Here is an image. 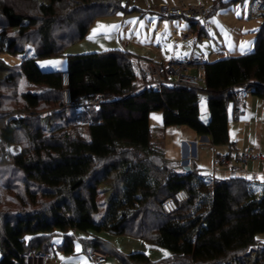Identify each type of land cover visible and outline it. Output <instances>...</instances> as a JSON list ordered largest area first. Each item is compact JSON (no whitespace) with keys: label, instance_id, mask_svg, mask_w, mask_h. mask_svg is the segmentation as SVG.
<instances>
[{"label":"trees","instance_id":"16d2710c","mask_svg":"<svg viewBox=\"0 0 264 264\" xmlns=\"http://www.w3.org/2000/svg\"><path fill=\"white\" fill-rule=\"evenodd\" d=\"M15 1L33 3L34 10H18ZM121 8V0H0V53L21 54L31 43L36 55L0 77V150L22 147L11 162L2 158L0 164L13 163L26 176L24 194L16 184L21 212L3 214L0 208V264H27L33 251L51 254L54 235L64 236L57 249L70 255L77 232L102 231L139 238L172 254L153 262L141 252L115 253L97 238L81 240L89 253L110 251L122 264H264L257 242L264 235V188L257 193L249 179L236 176L206 182L194 171L178 174L153 146L149 122L152 112H162L165 127L188 126L217 144L227 141V107L238 100L232 88L253 81L264 98V14L252 52L206 64V90L135 92L147 80L140 59L119 51L69 55L73 98L104 95L108 101L84 120L89 140L69 134V121L47 133L49 118L42 109L56 106L54 117L68 116L62 72L43 71L38 61L64 56L96 20ZM21 79L47 90L20 93L16 111L25 114L15 117L6 102L18 96L6 91L18 88ZM205 110L212 116L208 126L200 121ZM103 186L111 198L97 221ZM182 189L189 200L166 216L162 202Z\"/></svg>","mask_w":264,"mask_h":264},{"label":"crops","instance_id":"0c3cea01","mask_svg":"<svg viewBox=\"0 0 264 264\" xmlns=\"http://www.w3.org/2000/svg\"><path fill=\"white\" fill-rule=\"evenodd\" d=\"M230 1H239V0H230ZM261 1H262L261 7L254 8L255 12H251L249 19L262 17V15L264 14V0ZM211 2L217 4L216 0L215 1L213 0ZM194 3L197 2L193 0L191 1L189 0H121L122 8L111 16L115 15L116 17L118 16V12L121 11L147 13L148 15L151 14L149 16V19L153 20L154 23H157L156 30H161L163 32V35L165 36H172V35L177 36L181 32L194 34L196 30V24L193 21L183 17L164 18L161 17L156 12L158 6L161 4L180 7L183 5L194 4ZM226 3H229V1H227ZM131 6H133L132 11H130ZM213 12H214V8L213 10H211V13L208 17H210ZM152 15H155V17L157 16V18H155ZM111 16L102 17L93 23V25L90 28V31L92 29L93 30L97 29L98 25H104L108 27L99 30L95 35V37L93 38L95 39V41H97V46L99 48L87 46L86 47L87 51L84 52H89V53H84V54L114 52V51H119L120 53H128L140 59L143 65V69H146L150 63L164 64L169 60H186L190 58L193 54L204 56L208 64L221 60L218 59V56H223L225 58H228L230 56H233V54L236 53L239 54L242 51H247V50L250 51L252 50V48L254 50L255 41H256L255 36L257 35L258 32V31L256 32L255 29L256 26H258L259 24L256 21L247 22V24L243 21L240 22L242 26L239 30L237 29L238 25H229V27L224 25V27L229 29L228 32H230V34L225 35V37L226 39L230 40L233 45L229 47H223L218 44V40L216 39L214 41L217 43L219 47L216 50L212 52L209 51L208 54L206 53L197 54L196 50L192 49V51L189 54L185 55V53H183L182 57L177 59L174 57L175 56L174 54L169 55L167 53H163V51L160 48L155 51L153 46L149 44L150 41H141L142 37L137 35L136 33H132V34L126 33L123 29L126 20L124 21V23L121 24L123 26L117 25L118 24L117 21L120 20L121 16H118L116 18ZM108 17H111V19ZM220 21L222 20L212 18V22L211 23L208 22L210 28L213 29V27L215 26L216 29L217 24H219ZM230 28H236V29H230ZM119 29H121L122 31L121 33H119L120 32L119 31L117 34L118 37H116L115 32H117V30ZM209 30L204 34H202L201 37L209 36ZM251 32H256L255 33L256 35L254 34L255 35L254 36L253 33ZM155 34L157 36L158 32H155ZM111 36H114V38ZM201 37L197 43L195 42L194 38H190L188 39V41L190 43H192L191 41L194 42L193 43V48H194V46H197L199 42L201 43ZM242 37L243 38L248 37L249 39L244 42ZM240 38H242V43L241 45H237L235 41L240 40ZM99 40H100V44L98 43ZM94 50H100L101 52H95ZM21 54L23 57L21 59V62L23 60L34 58L36 56L35 51L30 49L26 50L24 53ZM74 54L77 53L74 52ZM20 64L14 67H17ZM14 67L6 68L5 70L7 74L11 73ZM40 67L45 68V70L48 72L56 71V69H53L48 64L40 65ZM67 67L68 65H66L65 68L61 70V72L67 71ZM194 69L199 72L198 74H194V75H200V76L202 75L204 77V73H202L200 70L196 68ZM21 80H23L21 83L22 88H25V91L21 93H26V92L38 93V92H33L31 90L32 87L38 88V86L30 85L24 79ZM142 89H143L142 87H138L136 88L135 92H139ZM234 93L238 96L237 98L238 100L236 103L231 102L227 107V118H228L227 141L217 144L214 142L211 135L200 134L188 126L165 127L162 112H152L149 116L150 128H152V123H153L156 124L154 126L156 129H158V133H156L155 135L153 134L154 129L152 128L151 130L152 143L155 148L160 150V152L163 154L168 164L178 174L184 175L186 173H189L186 172L183 167L190 166L192 168L191 172L194 171L198 173L206 182L223 180L230 178L232 176H236L238 178H244V179H249V177H251V179L249 180L251 181L252 189L258 193L264 188V180L261 179L262 177H264V160H251L237 170H232L227 166L214 165V159L217 155H228L231 158L234 152L241 151L246 148H252L253 150H255V152L260 153L264 156V98L258 96L255 92H246V93L234 92ZM91 109L99 110L100 108H90L85 111H77L73 108H69L67 109V111L70 110L73 112H67V116L68 113H71V115L68 116L67 121H69V123L73 121L71 124L74 123L77 125L82 124V126L88 127V123L86 121H88L87 118L89 117ZM158 113H161V116H158L159 115ZM211 120H212V116L208 111L205 110L203 113L200 114V121L202 122L203 125L208 126L211 123ZM61 121L63 122L65 120L62 119ZM10 147L17 148L18 146H10ZM207 156L210 157V159H212V163H209V166H212L211 170L208 169L206 164L204 165V159ZM232 163L234 164L235 162ZM259 185L261 186V188H259ZM257 242H258V246L264 248V235H258ZM98 251L105 254L106 257L108 256L104 251L102 250H98ZM146 255L150 258L149 254ZM171 255L172 254L169 252L167 255L168 257L166 258H170ZM166 258H162V259H166ZM107 263L108 261H106L105 264Z\"/></svg>","mask_w":264,"mask_h":264},{"label":"rangeland","instance_id":"374dc122","mask_svg":"<svg viewBox=\"0 0 264 264\" xmlns=\"http://www.w3.org/2000/svg\"><path fill=\"white\" fill-rule=\"evenodd\" d=\"M41 1H46V0H39ZM191 1V0H189ZM196 1L197 3L194 4H188V5H183V6H201L206 9L213 10L214 12L210 17L207 18V23L212 22V18L215 19H221L222 21L217 24V28L215 29V26L210 28L209 30V36H204L201 37V43L199 42L198 45L196 46L195 50L197 54L201 53H206L208 54L209 51H214L218 47L217 43L214 40H218V44L223 46V47H229L233 45L230 40L226 39L225 33L228 35L230 32H228V28L224 27L226 25L229 27V25H238V30L241 28L240 22H254L256 21L258 26H256L255 31L257 32L259 27L262 25L263 19L262 17L254 18V19H249V16L251 12H255L254 8H260L262 5L261 0H239V1H230V0H216L217 4H214L213 0H193ZM215 1V0H214ZM227 2L225 4H220L221 2ZM13 4L17 7L18 10L21 11H26L30 12L34 10V5L33 3H24V2H13ZM180 6V7H183ZM159 7V6H158ZM158 9V8H157ZM133 10V6H131L130 11ZM157 12V10H156ZM158 13V12H157ZM239 13V15H237ZM151 15V14H150ZM147 13H138V12H118V16L120 17V20L117 21V25H121L124 23V31L128 34L136 33L137 35L141 36L142 39L141 41H150V45L153 46V48L158 50L159 48L163 51V53H167L169 55L174 54L175 58L179 59L182 57L183 53L185 55L189 54L192 49H193V41L190 43L188 41V38H185V35L187 34H192V33H186V32H181L177 36L172 35V36H165L163 35V32L161 30H156L157 29V23H154L153 20L149 19V16ZM116 16V17H118ZM155 17V15H152ZM111 17H115L111 16ZM111 17H108L111 19ZM157 18V16L155 17ZM208 23V24H209ZM123 26V25H121ZM234 27V26H233ZM230 29H236V28H230ZM120 31V32H119ZM121 29L117 30L116 37L118 32L121 33ZM197 28L195 30V33L192 34L196 37V35L199 33V30L197 31ZM155 32H158V35L156 36ZM256 32H251L253 35ZM93 34V29L88 33V35L80 40V42H77L76 44H73L69 46L64 53V56L54 58V59H47V60H39L38 64L44 65L48 64L46 62L49 61H59L61 63L53 66L50 65L53 69H56V71H61L65 68L67 65V57L69 55H79V54H84V53H89V52H84L87 51L86 47L91 46V47H96L97 46V41L95 39H89L90 36ZM204 34V32L202 33ZM201 34V35H202ZM256 35V34H255ZM254 35V36H255ZM131 36V35H130ZM257 36V35H256ZM255 36V37H256ZM114 38V36H111ZM132 37V36H131ZM244 37V35H243ZM242 37V38H243ZM242 38L240 40L235 41L237 45H241L242 43ZM190 39V38H189ZM249 38H243V41L245 42ZM232 40V39H231ZM188 41V42H187ZM243 42V43H244ZM100 44V40L98 41ZM254 47V46H253ZM234 48V47H233ZM33 50L35 51V46L32 45L31 43H26L25 44V51L26 50ZM24 51V52H25ZM95 52H101L100 50H94ZM252 50H247V51H242L239 54H233V56L230 57H240L242 55L248 54ZM77 53V54H74ZM235 53V52H234ZM21 57V58H20ZM22 54H17V55H10L8 53H0V70L2 73H0V77L8 75L6 71H3V69L14 67L18 64L21 63L22 59ZM225 58L223 56H218V59ZM152 63H150L148 66H150ZM147 66V68H148ZM43 67V66H42ZM45 67V66H44ZM19 67H14L12 70H17ZM41 68V67H40ZM147 68L145 69V72L147 71ZM43 71L45 68H41ZM46 71V70H45ZM190 74H198L199 72L195 69H191L188 71ZM22 81L19 80V84H17L18 88H11L8 91H6L7 94H15L18 96V99H12L10 101H7L8 103V109L10 112H13V115L15 116L16 114L22 115L25 113H20L22 102L20 99L19 94L21 92L25 91V88H22ZM6 89V88H5ZM4 89V90H5ZM31 90L33 92H38L42 93L45 90H47L44 87H32ZM4 92V91H3ZM203 92V91H202ZM5 94V92H4ZM13 94V96H14ZM14 96V97H17ZM10 108V109H9ZM59 111V108H56V106L49 107L48 109H42L41 113L42 116L46 117L48 116V125L47 128L49 129L51 126L56 125V124H64L66 125V121H61V119H57L55 113ZM67 112H73V111H67ZM158 116H161V113H158ZM71 113H68V116H70ZM53 117V118H52ZM56 118V119H55ZM47 121V120H46ZM73 122V121H71ZM71 124V123H70ZM75 124V123H74ZM72 124L71 128H69V134L75 135L78 137H81L85 140H89V130L88 127H84L81 125L77 124ZM156 124L152 123V128L153 134L155 135L158 133V129L155 128ZM151 128V130H152ZM50 129L47 131L49 133ZM49 135V134H48ZM0 146H2L0 142ZM15 146V145H14ZM22 151V147L18 145L17 148L15 147H10L7 146L4 150L3 153L5 154L4 157H2L4 160H10L11 162V156L18 155ZM9 154V155H8ZM209 163H212V159L210 157H205L204 159V165L206 164L208 169H212V166H209ZM208 179V178H207ZM26 181V176L21 173L19 170H17L13 163H7V164H0V208H2L1 213L5 214L7 211L10 214H18L21 212L20 210L22 209L21 205L18 203V198L17 194L20 189L16 188V184H20L19 186L21 187L20 194H24V186L23 182ZM9 186V188H7ZM259 188L261 186L259 185ZM18 190V191H17ZM37 190V189H36ZM111 198V191L109 188L103 186L100 189V197H99V213L96 216V220L99 221L100 219L103 218L106 208H107V202ZM30 207V206H29ZM31 208V207H30ZM5 209V210H4ZM94 238V239H99L104 245H109L115 253L121 254V255H130L133 253H146L150 255L151 261L156 262L162 258L168 257V251L164 249H160L157 246L150 244L148 242H144L143 240L139 238H135L129 235H121V234H112L108 231H102L100 233H94L90 232L89 234L87 233H82V232H77L76 233V241L74 245V253L70 255H66L64 252H61L57 249V246L63 244L64 241V236L63 235H54L52 238V241L55 245V251H53L49 255H44V254H37L34 251L28 254L26 260L27 264H91L90 258H89V249L86 248L83 242H81L82 239L85 238ZM107 253V264H122L121 261L115 254H112L110 251H106ZM0 258H1V252H0Z\"/></svg>","mask_w":264,"mask_h":264},{"label":"built area","instance_id":"2783aa9c","mask_svg":"<svg viewBox=\"0 0 264 264\" xmlns=\"http://www.w3.org/2000/svg\"><path fill=\"white\" fill-rule=\"evenodd\" d=\"M161 17H183L193 21L197 25L196 37L192 34L185 35V38H194L197 43L201 34L210 29L207 18L211 13L210 9L201 6H183L176 7L167 4L159 5L157 9ZM196 45V44H195ZM196 48L194 46L193 50ZM206 59L204 56L193 54L186 60H169L164 64L152 63L145 72L146 82L142 88L161 91L164 88H185L188 90H206L204 87V77L201 75L190 74L191 69H198L202 73L205 72ZM62 82V106L64 109L73 108L77 111H85L90 108H100L107 103L104 95L96 96H80L73 98L71 93L70 74L68 71L61 73ZM259 84L253 81L246 82L243 85L232 88L233 92H256ZM21 115L16 114V117ZM4 157V153L0 150V161ZM233 160V161H232ZM251 160H264V156L255 152L252 148H246L241 151L234 152L230 158L228 155H217L214 159L215 166H227L232 170H237ZM232 162H235L234 164ZM189 200V194L185 189L177 191L172 197L162 202V210L166 216L177 212L180 207ZM91 264H105L107 257L98 250H92L89 253Z\"/></svg>","mask_w":264,"mask_h":264},{"label":"snow or ice","instance_id":"6c2138e0","mask_svg":"<svg viewBox=\"0 0 264 264\" xmlns=\"http://www.w3.org/2000/svg\"><path fill=\"white\" fill-rule=\"evenodd\" d=\"M237 15H239V13H237ZM106 27H108V26L98 25V28L93 30V35L90 36L89 39H93L99 30L105 29ZM112 27H115V26H112ZM225 35H227V34L225 33ZM46 63L55 66V65H57V64H59L61 62H59V61H49V62H46ZM249 179H251V177H249ZM261 179L264 180V177H262Z\"/></svg>","mask_w":264,"mask_h":264},{"label":"water","instance_id":"95a60500","mask_svg":"<svg viewBox=\"0 0 264 264\" xmlns=\"http://www.w3.org/2000/svg\"><path fill=\"white\" fill-rule=\"evenodd\" d=\"M186 172H191L192 168L190 166L183 167Z\"/></svg>","mask_w":264,"mask_h":264},{"label":"bare ground","instance_id":"6f19581e","mask_svg":"<svg viewBox=\"0 0 264 264\" xmlns=\"http://www.w3.org/2000/svg\"><path fill=\"white\" fill-rule=\"evenodd\" d=\"M51 264V263H50Z\"/></svg>","mask_w":264,"mask_h":264}]
</instances>
